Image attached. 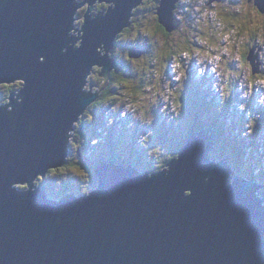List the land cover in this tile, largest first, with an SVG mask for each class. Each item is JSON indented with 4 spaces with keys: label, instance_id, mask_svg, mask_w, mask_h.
Wrapping results in <instances>:
<instances>
[{
    "label": "water",
    "instance_id": "1",
    "mask_svg": "<svg viewBox=\"0 0 264 264\" xmlns=\"http://www.w3.org/2000/svg\"><path fill=\"white\" fill-rule=\"evenodd\" d=\"M96 1L115 7L92 17ZM177 1L157 9L167 33L174 25L165 11ZM140 2L0 0V85L23 83L10 108L0 106V264H264L262 187L232 173L228 156L209 157V128L160 172L110 161L95 169L97 185L85 195L46 202L32 190L67 162V134L95 100L83 91L86 80L102 66L99 91L107 85L116 62L106 52ZM253 3L264 15V0Z\"/></svg>",
    "mask_w": 264,
    "mask_h": 264
},
{
    "label": "rangeland",
    "instance_id": "2",
    "mask_svg": "<svg viewBox=\"0 0 264 264\" xmlns=\"http://www.w3.org/2000/svg\"><path fill=\"white\" fill-rule=\"evenodd\" d=\"M77 2L81 3L82 0H77ZM253 2L254 0H251V2H248V0H178L176 3L177 8L174 10L176 11L177 9L174 13V30L168 36L169 39H167V36H162L155 28V25L160 26L156 15L159 8L158 2L153 3L152 0H143L140 5L135 6L138 7L136 10L135 7L132 9L133 16L129 20L131 25L130 27H126L130 29L126 30L125 28L116 35L114 44L109 49L110 51L113 50L112 53L110 51L106 52L109 57H112L110 54H113V52L115 54L125 52L127 61H133L130 64L129 70L132 72H135V70L140 71L138 78H132V75L128 77L127 75L128 78L125 79L114 73L112 69L114 75L112 87L117 89L112 96L107 97L111 99L110 102L105 99L106 104L104 105L107 106L108 103H115L124 109L125 114L117 119L111 118L104 130L109 136L112 134L116 136L119 130L123 128L130 130L127 131L128 134L125 133L124 129L121 131V137L117 140L119 149L126 148V146L129 147L131 139L132 141L136 140L137 144L141 146L146 144L147 148H144L143 151L149 152L150 159L158 163L159 170H164L166 168L165 163L168 161L167 152L169 150L173 151L175 147L165 140L163 137L165 134H160L158 137L152 132V128L154 127L152 119H155V113L161 112L168 118H173V115L178 117L175 122L168 124V128L166 127L164 132L169 131L170 134H173L179 128V124L183 125L184 132L191 131V129L195 130L201 121L199 117L196 118V116L192 115L194 114L192 110L195 111L194 106L197 105L198 107L201 105L199 107L204 108L201 102H206L207 104L210 102L211 110L215 111L218 103L215 100L216 97L210 91H214L215 94L217 91L219 94L222 92L221 98L223 102L231 104V112L244 111V115H246L245 120L242 121L244 123L242 125L246 128L244 132L248 136H251L254 144H257L258 141L263 142L262 148L264 150V21H262L264 17L260 21L256 18L259 11ZM109 6L113 5H107V3L102 2L101 4H96L91 13L92 16H96L98 12L103 13ZM85 10L86 6H81L76 13V20L74 22V31L76 32H72L74 37L80 36L78 30L83 24ZM236 13H239L240 25L244 28V36H248L250 39L251 36L260 35L261 40L258 42V45L252 43L251 40L248 45L246 42L242 44V38L238 36L239 27L231 18V14L236 15ZM257 22L259 24L256 26ZM132 24H135V27ZM125 30L126 32H124ZM189 40L194 44V54L198 55L197 52L201 50V54L198 55L199 60L193 59L194 55L192 56L183 52L188 47H178L179 43L184 41L185 44H188ZM207 42L213 48L207 49L205 46ZM76 45H79V42ZM142 50L146 51V54ZM170 50H174L177 57L170 58L167 63L166 57L170 54ZM209 50L212 53H208ZM247 52L253 57L252 67H248L249 65L251 66V62L244 58ZM129 54L131 56L134 55L136 58H129ZM255 54H258V57L254 56ZM103 55H105V52H102ZM210 57H212L211 62L205 61ZM121 60H125V58L122 57ZM238 60H240V63ZM256 63L257 65H255ZM92 73L88 76L89 80H87L88 83L86 84L88 91H85L91 94L102 93L96 84L97 77L103 79L99 76V69L95 67ZM210 84H215V86L212 87ZM217 85L218 88H216ZM91 86L92 88L90 89ZM110 86L108 82L103 89H108ZM112 87H110L111 91ZM20 88L21 82L18 81L10 85H0V104L8 103L9 93L17 92ZM226 92L229 94L228 97L226 95L223 96V93ZM204 93L208 95L206 101ZM95 102L96 100L88 106L84 119L86 123H93L95 121L96 111L100 108V106H97L96 109H92L91 105ZM206 103L205 107L208 109L210 105ZM224 109L227 110L228 106L224 105ZM101 115L102 120L106 122L104 114L102 113ZM213 116L215 115L210 114L207 117L211 119ZM125 117L128 122L123 123L122 118ZM178 121H181V123H178ZM238 124L241 125V123ZM73 127L67 134L69 138L66 145L68 146L72 142L73 151L79 156L78 152L86 143H80V140L83 139L82 137L86 136L90 141H94L97 139V136L92 131L81 132L82 127L77 122L74 123ZM147 127L151 129V132L150 135L149 132H146L148 135L146 138L142 134ZM154 129L156 130V128ZM203 129L205 130L206 128ZM97 133H101L100 129L97 130ZM196 134L198 132L195 133V136ZM207 135L209 136L210 133H207ZM124 137L128 139L127 142H124L126 139ZM214 138L212 143L214 147L209 152V157L211 159L215 157L214 152L217 151L223 156L222 159H224L227 156V152L221 145L229 147L225 142L226 138L224 135L219 134L215 135ZM176 145L177 142L175 143ZM76 155L73 154L70 157V166L64 169L60 168V171H54L47 177L46 181L49 185L47 186L46 183L45 185L49 198L54 197V199H58L62 194V185L68 182L72 183L76 191L85 194L96 187L91 188L88 181L89 170L90 167L92 168V164L83 160L82 157V160L77 158ZM140 157L139 155L138 159ZM253 159L257 162H264V155L261 153V149L257 150V156H254ZM214 161L219 162L217 159ZM257 162L256 165L258 166ZM226 163L228 168L234 173L233 167L236 164H240V159L232 158L230 161V157L228 156ZM250 163L247 162V164L251 165ZM253 170H256L254 173L256 176H260L256 168H253ZM82 177L85 180L82 181ZM244 180L249 181L250 179L246 177ZM260 181L264 182V179ZM40 183L39 179L34 185L40 187ZM51 189L54 190V195H52ZM75 194L79 195V193ZM258 195L264 199V187L259 189Z\"/></svg>",
    "mask_w": 264,
    "mask_h": 264
},
{
    "label": "trees",
    "instance_id": "3",
    "mask_svg": "<svg viewBox=\"0 0 264 264\" xmlns=\"http://www.w3.org/2000/svg\"><path fill=\"white\" fill-rule=\"evenodd\" d=\"M157 31H159V30L157 29ZM193 45H194L193 42L189 40L188 44H185L183 41L182 43L178 44V47H181V46L188 47V49H191L194 52ZM197 50H198V48H197ZM176 57L177 56L175 55L173 50H170V54L166 57V60L168 61L170 58L173 59ZM110 87H112V86H110ZM110 87L108 89H106V91H104L103 94H101L99 96V99L96 100L94 106H98V105L104 106L103 104L105 102V99H106V101L107 100H109V102L111 101V99H108L107 97L110 95L112 96L115 93L116 89L112 87V91H111ZM224 95L227 96L229 94L226 92V93H223V96ZM201 103L204 105L205 109L199 107L201 105H199L197 103L199 106L197 107V105H195L194 106L195 111L192 110V112L194 113L192 115L196 116V118L199 117V119L201 121L199 123V125L197 126V129H195V130L191 129V131L184 132V130L182 128V124H179V128L173 134H170L169 131L164 132L166 129V127L164 125H159V127L153 125L154 126L153 129L156 128V130L154 129V131L159 130L160 134H163V135L165 134V136H163L165 138V140H167L169 143H171L175 147V149H173V151L169 150V152H167L168 159L171 160L172 156H173L172 160L176 159L178 157L179 150H181L182 147L185 146L193 136H195V133H197L199 130H201L203 128H209V129L214 130L216 135H218V134L224 135V137L226 138L225 142L229 147H226L224 145L223 146L227 152V156L230 157V161L232 160V158H234V159L239 158L240 159V164H238V165L236 164L235 167H233L234 173L236 174V176L238 178H242V177L246 178L247 177L249 179L255 178L257 180L264 179V162H260V161L257 162L253 159L254 156H257V150H259V149H261V153L264 155V150L262 148L263 142L258 141L257 144H254V142L251 140V136H248L246 134V132H244L246 129L245 126L242 125V124H244V123H242V121L245 120V117H246V115H244V111L243 112H239V111H236V112L232 111L231 112L230 108L225 110L223 104H220L219 106H217L215 111H212L211 110L212 108L206 109V107H205L206 102L205 103L201 102ZM118 106L119 105H116L115 103H108L107 108L112 109L113 107L115 108ZM261 108H263V106H261ZM210 114L215 115V116H213V118L209 119L207 116ZM229 116H230V118H229ZM178 123H181V121H178ZM238 123H241V125H239ZM120 137L121 136H118V137L114 136L111 143H109V142L106 143L105 141L97 142L98 139H96V142H94V143H95L97 148L93 149L92 151L88 150V151H86V153L85 152L81 153V155H83V156L85 155V157L87 158V160H86V159H84V157H82L83 160H86L90 164H92V168L90 167V170H89L90 175H88V181H89V185L91 188H94V186L96 185V176L94 173L95 168H97L98 165L103 163V162L112 161L110 159L115 158V160L118 162L123 161V162H120L119 164H125V165H127L126 163L133 162L135 165H137L139 167H141L144 163H146V168H144V170H146L147 168L151 169L154 167L155 160L150 159V156L148 155L149 152H144V153H148L147 158L142 156L138 159L135 156L136 151L134 152V154H131L127 150L129 148L128 146H126V148L119 149V146L117 145V140ZM124 138H126V137H124ZM127 140L128 139L126 138L124 140V142H127ZM176 142H177V145L175 146ZM142 147H143V149L147 148V145L143 144ZM148 151H149V148H148ZM222 157L223 156H221L219 154V152L216 151L215 157H212V160L217 159L218 161H220V160H223ZM82 158L80 157L81 160H82ZM107 159H109V160H107ZM133 160H136V161H133ZM247 162H251L250 163L251 165L247 164ZM256 162H257L258 166L256 165ZM228 165H230V164L228 163ZM253 168H256L258 170V173H260V176H256V174H254L256 172V170L254 171ZM81 179H82V181L85 180L84 177H82ZM37 181H39V179ZM45 183L47 184V186L49 185V183L47 181H45ZM259 183L261 185H264L263 184L264 182L260 181ZM40 184H42V181ZM50 187H51V184H50ZM62 187H63L62 188L63 194L64 193L67 194L69 192H75V190H76L73 187L72 183H70V182L66 183L65 185H62ZM51 193H52V195H54V193H55L54 190L51 189ZM75 193H79V191H77Z\"/></svg>",
    "mask_w": 264,
    "mask_h": 264
},
{
    "label": "clouds",
    "instance_id": "4",
    "mask_svg": "<svg viewBox=\"0 0 264 264\" xmlns=\"http://www.w3.org/2000/svg\"><path fill=\"white\" fill-rule=\"evenodd\" d=\"M110 51V50H109ZM100 52L102 53V52H104L103 51V49H101L100 50ZM111 52V51H110ZM107 55V57H109V55L108 54H106ZM111 55V54H110ZM109 59H113L114 61H115V59L113 58V57H109ZM116 62V61H115ZM95 67H97V68H99L100 69V73H101V69H102V66H95ZM95 67H93L92 68V70H91V72H90V74L92 73V71L94 70V68ZM116 67H117V64L115 65V67H114V73H115V69H116ZM113 70H111L110 72H108V81H109V75H110V73L112 74L113 72ZM90 74H89V76H90ZM101 77V76H100ZM102 78V77H101ZM87 80H89L88 78H87ZM87 80H86V84L88 83L87 82ZM102 80V79H101ZM102 81H104V79L102 80ZM114 82V81H113ZM101 85H99V87H100ZM210 86H212V84H210ZM213 87V86H212ZM92 87H90V89H91ZM117 89V88H116ZM85 90H87L88 91V89L86 88V85H85V87H84V89H83V91H85ZM106 91V90H105ZM85 93L86 94H88V92H86L85 91ZM104 92H102V93H93V94H91V93H89V94H91V95H95V100H98L99 99V96L101 95V94H103ZM201 93H202V91H201ZM204 95V99H205V101L208 99L207 98V94L206 93H204L203 94ZM215 96H217V94H214ZM213 96V95H212ZM214 99V98H213ZM216 100V99H215ZM94 104L95 103H93L92 105H91V107H92V109H96L97 108V106H94ZM104 104H106L105 102H104ZM103 104V105H104ZM207 105H210V106H208L209 108H212L211 107V104H210V102L207 104ZM89 106V105H88ZM88 106H87V108H86V110H85V112H84V114L81 116V118H80V121H84V119H85V114H86V112L88 111ZM99 106V105H98ZM108 107V105L107 106H100V108L96 111L97 112V114L95 115V117H96V120H97V123H98V127H97V129H96V132H94V135L95 136H97V138H98V142H103V141H105L106 143H111V141H112V139L114 138V135L112 134L111 136H109V135H107L106 134V132H105V130H104V128H105V126L107 125V122H110V120H111V118H113V119H117V118H119V117H122V116H124L123 114H125V111H124V109L123 108H120L119 106L118 107H113L112 109H108L107 108ZM104 114V116H105V118H106V122H104L103 120H102V115L100 116V114ZM156 113H158V112H156ZM155 113V119H152V122H153V125H155V126H157V127H159V125H164L165 127H167L168 128V124H170V123H172V122H175L176 121V119L173 117V118H168L167 116L166 117H161V118H159V116L160 115H157ZM95 117H94V120H95ZM122 121H123V123H126V122H128V120L126 119V117L125 118H122ZM94 124L96 123V121H94L93 122ZM183 126V125H182ZM84 129H85V127H82L81 128V132H83L84 131ZM98 129H100V134H98L97 133V130ZM124 129V131H125V133L126 134H128L127 133V131H130V130H127L126 128H123ZM123 129H121V130H119V132H118V134H116V137H118V136H120V134H121V131L123 130ZM135 131V130H134ZM136 132V131H135ZM146 132H149V135H150V132H151V129L149 128V127H147L146 128V130L144 131V133L142 134L143 136H146V138H147V133ZM152 132L155 134V135H157L158 137L160 136V133H159V130L158 131H154V129L152 128ZM110 137V138H109ZM83 139H81L80 140V143H83L84 144V142H86L85 143V146L83 145V147L80 149V151L78 152V155L79 156H77L76 155V153L73 151V143L71 142L70 144H69V150L71 151V153H72V155L73 154H75L76 155V157H78V158H80L81 156V154H80V152L82 153V152H84V151H86L88 148H89V145H90V150L92 151V149H94L95 147H96V145H95V143L94 142H96L95 140L94 141H92L91 143H87V141L86 140H88V138L86 137V136H83L82 137ZM90 140V139H89ZM128 151L131 153V154H134V152L136 151V158H138L139 157V155L142 157H145V158H147L148 157V153H144V151H143V147L141 146V145H139V144H137V141L136 140H134V141H132V139H131V141H130V146H129V148H128ZM179 154V153H178ZM107 160H109V159H107ZM110 160H112L111 162H114L116 165H122V166H132L133 168H135L136 170H138L139 172H141V173H149V174H154V173H157V172H160L161 170H159V168H158V166H157V164L155 163L154 164V167L153 168H147L146 170H144V168H146V163L144 164V165H142L141 167H139V166H137V165H135L133 162H131V163H126L127 165H125V164H119L120 162H118V161H116L115 160V158H113V159H110ZM174 160V159H173ZM133 161H136V160H133ZM172 161V159L171 160H169L168 159V161L165 163V165H167L169 162H171ZM110 161H106V162H103V163H109ZM123 162V161H122ZM167 167L168 166H166V168L165 169H167ZM62 169H64L65 168V165H63L62 167H61ZM61 169L59 168V169H56V170H50L49 171V173L47 174V176H49V174H51V173H53L54 171L56 172V171H60ZM40 179V178H39ZM96 186V185H95ZM94 186V187H95Z\"/></svg>",
    "mask_w": 264,
    "mask_h": 264
},
{
    "label": "flooded vegetation",
    "instance_id": "5",
    "mask_svg": "<svg viewBox=\"0 0 264 264\" xmlns=\"http://www.w3.org/2000/svg\"><path fill=\"white\" fill-rule=\"evenodd\" d=\"M220 1H222V0H220ZM224 1V0H223ZM152 2L154 3V2H160V0H152ZM96 4H101V3H96ZM95 4V5H96ZM248 6H249V4H248ZM250 7H252V5H250ZM138 8V7H137ZM136 8V9H137ZM177 8V7H176ZM135 9V10H136ZM93 11V10H92ZM106 11V10H105ZM104 11V12H105ZM176 11H177V9H176ZM239 13H236V15H234V14H231V18H232V20H233V22L234 23H237V25H238V27H239V32H238V36H239V38L241 37L242 38V40L243 41H241L242 42V44L244 43V42H246V44L248 45L249 44V42H250V40L252 41V43H255V45H258V42H260V35L259 36H251L250 37V39L248 38V36H244V28L243 27H241V25H240V18H239ZM92 17H94V16H92ZM234 17V18H233ZM262 17H264V15H261L260 13H258V15L256 16V18L260 21L261 19H262ZM262 21H264V19L262 20ZM261 21V22H262ZM133 22V21H132ZM260 22V23H261ZM259 24V22H257L256 23V26ZM132 26L133 27H135V24H132ZM157 27V28H156ZM155 28H156V31H157V29L159 30V32L162 34V36L164 35V36H167V39H169V37L168 36H170L172 33H167L163 28H161L160 26H157V25H155ZM78 29V28H77ZM130 29V28H129ZM129 29H126V30H129ZM126 30L124 31V32H126ZM165 31V32H164ZM124 34V33H123ZM123 34H121L122 36H123ZM152 37H154L153 35H151ZM244 37H245V39H244ZM118 38V37H117ZM167 39H165L166 41H168ZM257 42V43H256ZM116 43H117V39H116ZM115 43V44H116ZM183 46H181L180 48H182ZM238 47V46H237ZM187 48V47H186ZM185 49V48H184ZM113 51V50H112ZM112 51H111V53H112ZM143 51V50H142ZM249 51V50H248ZM173 52H174V50H173ZM183 52H186L187 54H191L192 56L194 55V57H193V59H196L197 57H199L196 53V55L193 53V51L191 50V49H186V51H183ZM125 52H123L122 54H119V53H116L115 54V52H113V54H111L110 56H112L114 59H115V61H116V64H117V67H116V69H115V73L116 74H118V75H120L121 77H124L125 79L126 78H128V77H130V75H132V78H135V77H139V75H140V71H136L135 70V72L133 71H131V70H129L130 69V64L133 62V61H130V62H128L127 61V59H126V57H125V55L126 54H124ZM143 53L144 54H146V51H143ZM198 54H200L201 53V50H199L198 52H197ZM188 55V56H189ZM122 57H124L125 58V60H121V58ZM128 57V56H127ZM246 57H248V52H247V54H245V56H244V58L246 59ZM162 58V57H161ZM160 58V59H161ZM99 69V68H98ZM99 71H100V69H99ZM93 74V73H92ZM127 75H128V77H127ZM96 84L99 86V85H101L102 84V80L99 78V77H97L96 78ZM113 81H114V75H113V73L111 74L110 73V75H109V85H111L112 86V83H113ZM107 89V88H106ZM105 89V90H106ZM104 89H102L101 90V92H104L105 91ZM200 91V90H199ZM189 102V104H191L190 103V101H188ZM188 107H190V106H188ZM223 148H224V146L223 145H221ZM214 153H216V152H214ZM227 155V154H226Z\"/></svg>",
    "mask_w": 264,
    "mask_h": 264
},
{
    "label": "bare ground",
    "instance_id": "6",
    "mask_svg": "<svg viewBox=\"0 0 264 264\" xmlns=\"http://www.w3.org/2000/svg\"><path fill=\"white\" fill-rule=\"evenodd\" d=\"M97 2H99V1H96L95 3H97ZM143 2V0H141V2L138 4V5H140L141 3ZM101 3V2H100ZM102 3H104V2H102ZM113 5V6H109L108 8L110 9L111 7H115V2H110V3H108L107 5ZM159 4H160V2H159ZM137 6V5H136ZM107 8V9H108ZM137 7H135V9H136ZM175 8H176V5H175ZM175 8L173 9V10H171V9H169V10H166L165 12H168V13H170V15L172 16V22H174V13H175ZM106 9V10H107ZM205 11V10H204ZM133 12V11H132ZM75 20V19H74ZM128 21V20H127ZM84 22V21H83ZM129 25H128V27H130V25H131V23L128 21L127 22ZM191 23V22H190ZM83 25V24H82ZM221 26V25H220ZM75 28V27H74ZM126 28V27H125ZM124 28V29H125ZM127 29V28H126ZM75 30V29H74ZM227 30V29H226ZM218 32H219V30H218ZM225 32V31H224ZM78 33H79V30H78ZM80 34V33H79ZM236 35H237V33H236ZM229 37V36H228ZM234 37V36H233ZM74 38H81L80 36L79 37H74ZM237 38V37H236ZM227 41V40H226ZM242 41V40H241ZM79 42V45H76L77 43ZM231 42V41H230ZM81 39H78V40H76L75 42H74V47L75 48H78V47H80L81 46ZM234 43V42H233ZM230 44V43H229ZM205 46L207 47V49H210V48H213V47H210L209 46V43L207 42V44H205ZM208 53H212L210 50L208 51ZM201 54V53H200ZM199 55V54H198ZM206 56H208V55H206ZM41 59L42 58H40L39 59V61H41ZM247 59V58H246ZM43 60V59H42ZM196 60H199V57H197L196 58ZM44 61V60H43ZM205 61H208V62H211L212 61V57H210V58H208L207 60H205ZM222 61V60H221ZM248 61V60H247ZM238 62H240V60H238ZM259 64V63H258ZM255 65H257V63L255 64ZM212 67H214V66H212ZM248 67H251L250 65L248 66ZM251 72H252V69H251ZM220 78H221V76H220ZM15 82H17V81H15ZM11 83H9V84H7V85H10ZM195 86V85H194ZM195 88H196V86H195ZM23 89V83H21V88H20V90H22ZM20 90H18L17 92H11L9 95H18L19 94V91ZM8 95V96H9ZM226 97H228V95L226 96ZM16 99V97L14 96L13 97V100H15ZM16 102L18 103V102H21V98H19L18 100H16ZM8 103H9V100H8ZM8 103H6V104H0V106H8ZM262 103V102H261ZM264 104V103H263ZM8 108H10V106H8ZM229 118H230V116H229ZM201 130H204V129H201ZM200 132V130L198 131V133ZM208 136V135H207ZM217 136V135H216ZM214 138V137H213ZM211 139V143H213V140L215 139ZM210 147H214L213 145H211ZM39 178H37V179H35L34 181H33V183H32V190L33 191H35V190H42L43 192H44V194H45V198L47 199L46 200V202H49L48 200H51L52 198H49L48 197V192H47V188H46V185H45V181L43 180L42 181V184H41V186L40 187H38V186H35L34 184H35V182L38 180ZM240 179H243L244 180V178L242 177V178H240ZM253 179V178H252ZM251 180V179H250ZM245 181V180H244Z\"/></svg>",
    "mask_w": 264,
    "mask_h": 264
}]
</instances>
